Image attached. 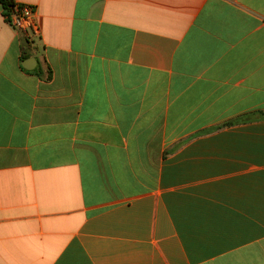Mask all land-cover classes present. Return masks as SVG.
<instances>
[{
  "label": "crops",
  "instance_id": "obj_1",
  "mask_svg": "<svg viewBox=\"0 0 264 264\" xmlns=\"http://www.w3.org/2000/svg\"><path fill=\"white\" fill-rule=\"evenodd\" d=\"M14 2L0 264H264V0Z\"/></svg>",
  "mask_w": 264,
  "mask_h": 264
},
{
  "label": "built area",
  "instance_id": "obj_2",
  "mask_svg": "<svg viewBox=\"0 0 264 264\" xmlns=\"http://www.w3.org/2000/svg\"><path fill=\"white\" fill-rule=\"evenodd\" d=\"M35 14V7L25 4H16L7 18L10 24L19 31L37 32L38 25L35 22Z\"/></svg>",
  "mask_w": 264,
  "mask_h": 264
},
{
  "label": "trees",
  "instance_id": "obj_3",
  "mask_svg": "<svg viewBox=\"0 0 264 264\" xmlns=\"http://www.w3.org/2000/svg\"><path fill=\"white\" fill-rule=\"evenodd\" d=\"M0 4L4 8L6 20L9 22L7 17L9 13L12 11V9L14 8V6L16 5V3L14 2V0H0Z\"/></svg>",
  "mask_w": 264,
  "mask_h": 264
},
{
  "label": "water",
  "instance_id": "obj_4",
  "mask_svg": "<svg viewBox=\"0 0 264 264\" xmlns=\"http://www.w3.org/2000/svg\"><path fill=\"white\" fill-rule=\"evenodd\" d=\"M22 66L26 69V70H34L35 66H36V60L35 59H28L26 61H24L22 63Z\"/></svg>",
  "mask_w": 264,
  "mask_h": 264
}]
</instances>
